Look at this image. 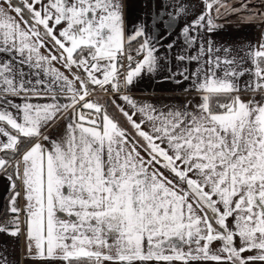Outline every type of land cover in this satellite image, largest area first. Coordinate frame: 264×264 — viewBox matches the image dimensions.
<instances>
[{
    "label": "crops",
    "instance_id": "0c3cea01",
    "mask_svg": "<svg viewBox=\"0 0 264 264\" xmlns=\"http://www.w3.org/2000/svg\"><path fill=\"white\" fill-rule=\"evenodd\" d=\"M228 3L0 0V151L13 131L35 137L0 153V264H264V27ZM123 45L143 55L109 87ZM217 52L249 61L243 85L219 77ZM184 180L222 219L235 262Z\"/></svg>",
    "mask_w": 264,
    "mask_h": 264
},
{
    "label": "trees",
    "instance_id": "16d2710c",
    "mask_svg": "<svg viewBox=\"0 0 264 264\" xmlns=\"http://www.w3.org/2000/svg\"><path fill=\"white\" fill-rule=\"evenodd\" d=\"M129 44H132V42H129ZM259 66L262 70H264V65L261 64V61L259 62ZM218 98H224V97H218ZM217 98V99H218ZM209 111L213 113L214 115L220 113L218 109V103L217 106L214 107V103L211 100L209 105ZM223 110V109H222ZM221 110V111H222ZM111 118L115 121L117 126H119L122 130H124L129 136H131L139 145L144 146L145 150L149 154L150 158L153 160H156L159 162L166 170L171 172L178 180H182L177 170L173 167V165L165 158L158 150H156L153 147H148L144 140L142 141V135L136 131L130 121L119 111H115L114 114H111ZM13 133L18 138V144L13 150H1V155L7 160L10 161L14 158H16L34 139V136H24L19 134L16 131H13ZM146 145V146H145ZM11 177L13 178L15 189L18 184V178L16 173H11ZM183 183L185 184L187 190L189 193L195 198V200L201 205V207L204 209L205 213L207 214L209 220L211 221V225L213 228V232L217 234L219 237L221 243L228 247L229 242L231 241L230 235L227 233L225 234L222 219L219 217L218 213L215 211L213 206L207 201V199L195 188L193 187L188 181L184 180ZM229 248V247H228ZM228 255L233 258V261L235 262V258H237V254L233 247H230L227 249ZM71 261H74L75 263L79 264L84 261H79L76 259H73Z\"/></svg>",
    "mask_w": 264,
    "mask_h": 264
},
{
    "label": "rangeland",
    "instance_id": "374dc122",
    "mask_svg": "<svg viewBox=\"0 0 264 264\" xmlns=\"http://www.w3.org/2000/svg\"><path fill=\"white\" fill-rule=\"evenodd\" d=\"M228 1V0H227ZM231 1V3H234L235 4V7L236 9L235 10H238V9H241L243 10V8L247 9V12L248 15L245 16L247 17V22L245 23L246 21V18H242V19H245L244 23L246 26L249 25V23L251 24H254V25H262V27H264V17L262 15H258L256 13H253L252 12V7L251 6H248V4H251V5H255V3L257 1L255 0H229ZM241 2V3H239ZM234 10V11H235ZM257 28H259L258 26H256ZM261 27V26H260ZM258 34V37H259V32H257ZM258 42H260V44H257V54H259L260 51L264 52V41H262L261 39L259 40L258 39ZM232 53H235V51L232 50ZM238 56L239 55H232V57L230 59H228L227 57H223L221 56L218 52L216 53V56L214 57L216 63H218V69H217V72L219 74V77H222V72H225V71H230V73H233L234 77H238L239 74H242V85L244 84L243 81H246V77L248 76V74H251L250 72V63L248 60H244L242 58V60H239L238 59ZM259 57V60H258V63L261 61V64L264 65V53H263V57L262 56H258ZM257 57V58H258ZM225 60V61H224ZM258 65V64H257ZM222 67L225 69L222 70ZM229 69V70H227ZM221 79V78H220ZM222 81V79H221ZM229 81H234V80H229ZM249 82H251V80L249 79Z\"/></svg>",
    "mask_w": 264,
    "mask_h": 264
},
{
    "label": "built area",
    "instance_id": "2783aa9c",
    "mask_svg": "<svg viewBox=\"0 0 264 264\" xmlns=\"http://www.w3.org/2000/svg\"><path fill=\"white\" fill-rule=\"evenodd\" d=\"M142 55L143 52L138 54L130 52L125 45L118 47L115 51V58L118 65V70L117 72H115L113 79L107 83V86H119L121 84V81L127 74L128 69L132 65H134ZM216 106L217 104L214 105V107ZM86 119L95 125L99 124L100 122V118L92 114L86 115Z\"/></svg>",
    "mask_w": 264,
    "mask_h": 264
},
{
    "label": "flooded vegetation",
    "instance_id": "af4514ba",
    "mask_svg": "<svg viewBox=\"0 0 264 264\" xmlns=\"http://www.w3.org/2000/svg\"><path fill=\"white\" fill-rule=\"evenodd\" d=\"M228 2H229V0H228ZM229 5H231V4H233V3H231V1H230V3H228Z\"/></svg>",
    "mask_w": 264,
    "mask_h": 264
}]
</instances>
